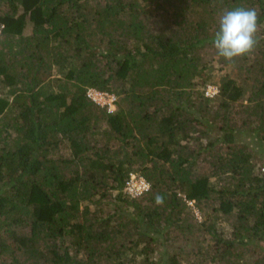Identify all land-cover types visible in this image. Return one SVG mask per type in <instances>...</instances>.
<instances>
[{"label":"trees","instance_id":"trees-1","mask_svg":"<svg viewBox=\"0 0 264 264\" xmlns=\"http://www.w3.org/2000/svg\"><path fill=\"white\" fill-rule=\"evenodd\" d=\"M237 7L257 44L219 58L237 78L209 98ZM0 24V264H264V174L239 140L264 145V0H0Z\"/></svg>","mask_w":264,"mask_h":264},{"label":"clouds","instance_id":"clouds-1","mask_svg":"<svg viewBox=\"0 0 264 264\" xmlns=\"http://www.w3.org/2000/svg\"><path fill=\"white\" fill-rule=\"evenodd\" d=\"M259 27L255 8L237 7L226 10L219 18V30L215 33L213 46L217 55L231 63L236 58L250 54L257 44ZM162 202V197H156Z\"/></svg>","mask_w":264,"mask_h":264},{"label":"rangeland","instance_id":"rangeland-1","mask_svg":"<svg viewBox=\"0 0 264 264\" xmlns=\"http://www.w3.org/2000/svg\"><path fill=\"white\" fill-rule=\"evenodd\" d=\"M219 58L220 57L211 56L210 62H211L212 69L209 71L210 77L208 75V78H209L208 79L209 81L207 82L208 86H214V87L219 88V84L222 82V80L224 78H226V77L237 78L238 70L236 69V66H231V65H228L226 63H222ZM207 88L205 89V91L207 90ZM205 91H204V93H205ZM0 92H1V90H0ZM240 102L243 103V102H245V100L242 99ZM238 123L240 125V122H238ZM196 136H201V135L198 134ZM239 140L241 142L249 145L252 152H254V155H255L254 163L256 164V172L264 174V145H263V147H260L258 140L256 138H254L253 135H251L249 132L241 134ZM65 152H67V151H65ZM212 182L216 185L222 184V182L220 183L218 181V177L212 178ZM189 205L191 206V209L195 215V219H197V221L201 223L203 221V216H202L201 212L196 208L194 202L192 204L190 203ZM218 227L225 230V233L227 236L232 231L231 224L225 220L223 222H221ZM194 244H195L194 242H191V245L187 246V248L193 247ZM201 259L203 260V257H201Z\"/></svg>","mask_w":264,"mask_h":264},{"label":"built area","instance_id":"built-area-1","mask_svg":"<svg viewBox=\"0 0 264 264\" xmlns=\"http://www.w3.org/2000/svg\"><path fill=\"white\" fill-rule=\"evenodd\" d=\"M3 29L4 26L0 24V36ZM218 93L219 88L214 86H208L205 91L206 97L209 98H214ZM87 95L96 104L107 107L109 112L116 110L118 99L115 95L96 89H89ZM149 190L150 184L142 176L137 174H130L124 187V192L133 199L144 196Z\"/></svg>","mask_w":264,"mask_h":264}]
</instances>
